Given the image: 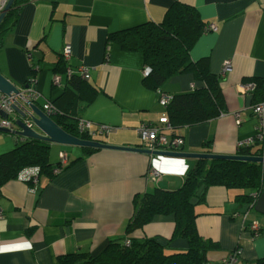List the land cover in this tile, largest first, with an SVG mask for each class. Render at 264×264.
Returning <instances> with one entry per match:
<instances>
[{
	"label": "crops",
	"instance_id": "1",
	"mask_svg": "<svg viewBox=\"0 0 264 264\" xmlns=\"http://www.w3.org/2000/svg\"><path fill=\"white\" fill-rule=\"evenodd\" d=\"M175 2L195 7L208 25H216L217 30L205 33L190 55L193 61L209 59L226 102L219 117L177 131L168 125L159 90L143 84V54L108 43L110 33L161 22ZM67 44L72 47L70 67L88 69V81L98 91L81 118L91 121L94 128L101 124L116 128L96 140L144 148L138 127L145 124L182 137L184 145L176 152L236 155L238 144L260 128L243 79L264 78V0H29L4 40L0 72L21 90L36 69L38 106L55 101L65 85V78L60 85L54 84L55 68ZM28 53H32L31 60ZM226 63L229 66L223 74ZM201 86L192 74H183L170 79L160 91L174 96ZM12 118L18 119V113ZM260 129L264 133V124ZM19 137L0 132V155L13 150L23 139ZM259 147L264 153V140ZM67 151L51 144L53 167L60 161V152L69 155L67 167L53 179L41 176L36 186L14 179L2 187L0 264H60L59 259L70 254L98 255L111 240L128 238L126 226L135 213L136 199L157 188H181L198 160L116 149L89 155L82 147ZM154 169L162 174L161 179L152 178ZM251 192L213 187L204 202L196 205L200 235L218 244L208 254L210 263L220 264L238 247V264L264 258V215L250 203L237 200L238 195ZM174 231V217L158 215L134 235L156 237L168 245L167 252L185 250L184 239L166 242Z\"/></svg>",
	"mask_w": 264,
	"mask_h": 264
},
{
	"label": "trees",
	"instance_id": "2",
	"mask_svg": "<svg viewBox=\"0 0 264 264\" xmlns=\"http://www.w3.org/2000/svg\"><path fill=\"white\" fill-rule=\"evenodd\" d=\"M28 1L16 0L0 25V50L6 36L17 24L21 8ZM207 26L195 7L175 2L167 9L161 22L149 21L110 33L108 36L109 44L117 43L125 51L143 54L145 66L150 69L143 80L146 88L161 90L170 79L183 74H192L202 83L201 87L190 92L170 96L165 109L168 125L175 131L215 119L226 110L220 77L211 72L209 59L193 61L190 55L194 45L206 33ZM68 67V61L62 56L56 64L55 74L65 78V85L63 94L57 100L51 101L55 109L52 119L68 134L84 140H93L90 135L81 133L78 126L82 111L94 102L98 91L79 73L69 76ZM36 76L35 69L27 84L35 81ZM249 83L254 85L251 92L252 107L264 103V78L243 79V85ZM172 136L180 137L176 134ZM259 144L261 142L256 141L253 145L242 146L238 148L236 155L263 156V149ZM82 149L86 155L100 150ZM50 158V143L21 139L13 150L0 155V193L5 184L17 179L18 174L25 168L39 167L41 176L53 179L56 175L53 173ZM77 161L78 159L72 163ZM263 168L264 165L254 162L198 159L196 165L187 173L181 188L174 191L157 188L135 200V213L126 226V240L131 241L130 245H126L124 239H114L98 255L81 252L70 254L61 257L59 263L212 264L208 254L216 249L218 244L205 240L200 235L196 205L204 202L210 188L224 187L252 191V194L238 195L237 200L250 203L254 207L258 196L264 192ZM158 215L174 217L175 231L166 242L170 244L176 238L184 239L188 245L185 250L167 252L168 245H164L156 237L140 238L134 235ZM238 249L239 247L236 250ZM222 263L223 261L220 264ZM253 264H264V258Z\"/></svg>",
	"mask_w": 264,
	"mask_h": 264
},
{
	"label": "built area",
	"instance_id": "3",
	"mask_svg": "<svg viewBox=\"0 0 264 264\" xmlns=\"http://www.w3.org/2000/svg\"><path fill=\"white\" fill-rule=\"evenodd\" d=\"M9 0H0V14L5 9L7 3ZM217 27L215 24L208 25L206 28V33L216 31ZM72 55V47L70 44H67L64 46L62 51V56L65 61H69ZM27 57L29 60L32 59V53H28ZM229 66V63H226L223 67V74L227 71ZM150 72L149 68H145L144 73L147 75ZM73 73H79L82 75L85 79H90V74L88 69L85 67H80L77 70H74L71 67H68L67 74L70 76ZM61 83V77L58 75L54 76V84L60 85ZM245 91L251 95V92L254 89V85L252 83L243 85ZM19 95L12 94L10 96H6L4 94H0V112H4L6 115H8L7 118L0 117V128H6L9 130L14 129V121H16V118H12L13 115H16L14 106H22L23 111L28 114L32 113L31 105L37 103L38 99L40 98L39 93L34 88V81L31 82V84L27 85L26 88L20 90ZM160 98V104L162 106H165L169 100L170 96L161 92ZM42 110L46 113V115L52 117V115L55 113L54 106L50 100H46L45 103L42 105ZM253 113L256 115L258 123L261 126L264 124V103H261L255 107H253ZM238 117V115H236ZM238 124L240 123V120L237 119ZM26 126L33 128V122L30 118H27L24 120ZM79 130L81 133L88 134L93 140H96L95 138L99 135H108L114 130H116L115 127H110L109 125H98L94 128V125L91 121L82 119L79 122ZM258 128L256 130V133L254 136L246 139L245 141H242L238 144V147L242 146H249L253 145L256 141L263 142L264 140V133L262 129ZM138 133L140 135V139L143 143V147L145 149L149 150H159V151H170V152H176L179 151L180 148L184 145V140L182 137L177 136H170L167 135L163 129H160L156 126L151 125H141L138 127ZM59 163L56 167H53V173L54 175L60 174L68 165L69 163V155L66 152H60L59 154ZM40 168L39 167H29L23 169L17 176V179L22 182H29L33 185H38L39 179H40ZM151 176L154 180L161 179L162 174L154 169L151 170ZM255 229V228H253ZM126 245H130L131 241L126 240ZM241 251L240 249L235 250L228 258H226L222 264H237L238 259L240 258Z\"/></svg>",
	"mask_w": 264,
	"mask_h": 264
},
{
	"label": "water",
	"instance_id": "4",
	"mask_svg": "<svg viewBox=\"0 0 264 264\" xmlns=\"http://www.w3.org/2000/svg\"><path fill=\"white\" fill-rule=\"evenodd\" d=\"M16 0H9L5 9L0 14V25L4 21L7 13L11 10ZM20 89H18L13 83H11L0 72V94L10 96L12 94L19 95ZM15 113H18L19 118L14 121V129L9 130L6 128H0L1 133L14 134L27 139H35L48 142L50 144L84 147L93 149H116L124 151H132L139 153H146L154 156H168V157H182V158H194V159H225V160H237L244 162H254L264 165V156H238V155H217L210 153H183V152H170L149 150L145 148H133V147H121L116 145L107 144L101 140H84L82 138L73 136L65 132L52 117L46 115L41 106L37 103L31 105L32 113L26 114L22 106H14ZM2 118H7L4 112H0ZM30 118L34 127L30 128L26 126L24 120ZM15 127L17 129H15ZM256 212L264 215V192L258 196L254 205Z\"/></svg>",
	"mask_w": 264,
	"mask_h": 264
},
{
	"label": "rangeland",
	"instance_id": "5",
	"mask_svg": "<svg viewBox=\"0 0 264 264\" xmlns=\"http://www.w3.org/2000/svg\"><path fill=\"white\" fill-rule=\"evenodd\" d=\"M52 145H57V144H52ZM60 147L62 148V149H64L65 151H67V152H69V151H71L72 149H73V146H64V145H60Z\"/></svg>",
	"mask_w": 264,
	"mask_h": 264
},
{
	"label": "flooded vegetation",
	"instance_id": "6",
	"mask_svg": "<svg viewBox=\"0 0 264 264\" xmlns=\"http://www.w3.org/2000/svg\"><path fill=\"white\" fill-rule=\"evenodd\" d=\"M1 117V116H0Z\"/></svg>",
	"mask_w": 264,
	"mask_h": 264
}]
</instances>
